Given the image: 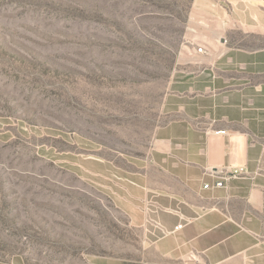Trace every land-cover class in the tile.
<instances>
[{
	"label": "rangeland",
	"instance_id": "rangeland-1",
	"mask_svg": "<svg viewBox=\"0 0 264 264\" xmlns=\"http://www.w3.org/2000/svg\"><path fill=\"white\" fill-rule=\"evenodd\" d=\"M264 0H0V264H101L141 234L122 178L150 157L201 32Z\"/></svg>",
	"mask_w": 264,
	"mask_h": 264
},
{
	"label": "crops",
	"instance_id": "crops-1",
	"mask_svg": "<svg viewBox=\"0 0 264 264\" xmlns=\"http://www.w3.org/2000/svg\"><path fill=\"white\" fill-rule=\"evenodd\" d=\"M228 21L200 33L198 71L168 99L150 157L120 183L141 250L101 264H264V4ZM225 166L249 173L204 188Z\"/></svg>",
	"mask_w": 264,
	"mask_h": 264
},
{
	"label": "built area",
	"instance_id": "built-area-1",
	"mask_svg": "<svg viewBox=\"0 0 264 264\" xmlns=\"http://www.w3.org/2000/svg\"><path fill=\"white\" fill-rule=\"evenodd\" d=\"M218 134L225 135L226 130L217 131ZM212 173L216 175L217 179L214 183H206L204 188L208 189L211 187L222 188L225 187L227 182L235 178H241L246 176L249 171L246 166H225L221 169H212ZM183 227V224L180 223L176 226L175 229L179 230Z\"/></svg>",
	"mask_w": 264,
	"mask_h": 264
}]
</instances>
